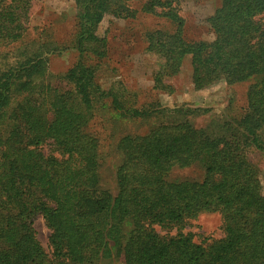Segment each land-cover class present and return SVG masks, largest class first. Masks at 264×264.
Returning a JSON list of instances; mask_svg holds the SVG:
<instances>
[{"label": "trees", "instance_id": "16d2710c", "mask_svg": "<svg viewBox=\"0 0 264 264\" xmlns=\"http://www.w3.org/2000/svg\"><path fill=\"white\" fill-rule=\"evenodd\" d=\"M73 1L77 60L66 76L72 90L35 83L45 71L44 53L10 66L0 60V264H87L112 257L125 264H264V193L246 156L251 147L264 148V0H221L208 19L210 42L182 38L183 20L171 0L141 8L160 10L175 25L174 32L149 37L148 50L164 60L155 88L164 87L162 78L177 73L186 56L197 90L220 82L251 85L244 114L225 124L229 133L213 136L185 121L121 139L115 194L100 188L98 142L86 127L97 110L131 119L150 115L103 91L83 53L105 41L99 34L105 14L128 19L137 10L126 0ZM31 4L0 0V57L24 37ZM18 96L22 100L11 109ZM195 163L204 167L203 180H166L172 168ZM211 206L222 218V239L196 244L190 235L163 237L154 230H181ZM36 214L50 231L51 263L32 228ZM126 221L138 228L124 240Z\"/></svg>", "mask_w": 264, "mask_h": 264}, {"label": "rangeland", "instance_id": "374dc122", "mask_svg": "<svg viewBox=\"0 0 264 264\" xmlns=\"http://www.w3.org/2000/svg\"><path fill=\"white\" fill-rule=\"evenodd\" d=\"M150 0H129L130 8L137 10L134 17L118 19L107 13L100 25L99 34L104 42L85 47L84 62L94 70V78L103 91L117 95L126 108L145 111L150 117L122 118L106 110H97L86 127V133L98 142L100 188L116 193L115 173L120 165L118 144L124 137L146 135L154 127L164 124L189 122L196 129L213 136L228 132L225 124L240 119L247 107V92L250 81L228 85L220 82L208 89L197 90L192 83L190 57L181 61L177 73L164 76L162 89L155 88L154 76L164 67V60L148 50L149 37L155 32L171 33L175 25L163 16L143 12L141 8ZM172 6L183 20L182 38L187 42L214 39L208 19L220 7L221 0H171ZM24 37L3 50L0 57L4 66L24 62L44 53L43 74L34 78L35 83H44L53 91H69L72 85L66 76L77 60L72 49L76 31V9L73 0H32ZM52 51V52H51ZM23 96L13 100L11 109ZM232 129L236 124H231ZM7 129L1 132L4 138ZM43 153L52 149L46 145ZM56 155V154H55ZM246 156L258 172L264 193V148L251 147ZM202 164L189 167H174L166 180L172 183L203 180ZM32 228L46 262L51 263L49 244L50 231L43 218L36 214ZM138 226L126 221L122 228L124 240ZM163 237L179 234L190 235L196 244H209L224 238L222 218L214 206L200 212L189 220L183 229L154 227ZM87 264H125L121 257L99 259Z\"/></svg>", "mask_w": 264, "mask_h": 264}]
</instances>
